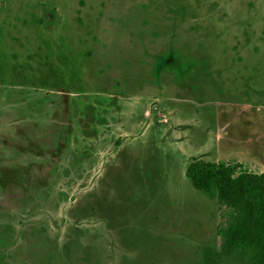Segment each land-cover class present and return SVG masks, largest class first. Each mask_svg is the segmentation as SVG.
I'll list each match as a JSON object with an SVG mask.
<instances>
[{
	"label": "rangeland",
	"instance_id": "374dc122",
	"mask_svg": "<svg viewBox=\"0 0 264 264\" xmlns=\"http://www.w3.org/2000/svg\"><path fill=\"white\" fill-rule=\"evenodd\" d=\"M63 96L106 122L54 152ZM260 150L264 0H0V264H197L222 214L186 166Z\"/></svg>",
	"mask_w": 264,
	"mask_h": 264
},
{
	"label": "trees",
	"instance_id": "16d2710c",
	"mask_svg": "<svg viewBox=\"0 0 264 264\" xmlns=\"http://www.w3.org/2000/svg\"><path fill=\"white\" fill-rule=\"evenodd\" d=\"M185 174L222 214L217 226L221 244L203 247L197 264H264V171L196 158Z\"/></svg>",
	"mask_w": 264,
	"mask_h": 264
},
{
	"label": "flooded vegetation",
	"instance_id": "af4514ba",
	"mask_svg": "<svg viewBox=\"0 0 264 264\" xmlns=\"http://www.w3.org/2000/svg\"><path fill=\"white\" fill-rule=\"evenodd\" d=\"M134 40L136 41V38H134ZM94 103L96 104L95 106H98L100 108V106H99L100 101H96ZM71 109H72V102H70L68 100V97L67 96H63V97H61L58 100V107H57V109L56 110H53V111H56V112L52 116V120L54 122H56L57 125H58V132H57L58 134L55 135L56 136V137H54V140L55 141L53 142V144L55 143V145H56V150L55 151L53 150L54 152H59L60 150L63 151L65 149V146H67V144L66 145H63V142L61 140L62 139V135L64 137V140L67 141V139H65V136L66 137L68 136V138H70V135L72 134L73 129L76 130V129L80 128L78 130L82 134H84L87 137H91L92 134L95 133V131L98 128V126H102L103 124H105L104 122H106L105 120L104 121H99V119L101 117L105 116V114H104L105 111L102 110V105H101V108H100V113H97V114H99V117L98 118L95 117L94 115H91V114H93V112H92L91 108L89 107V105H86V111H85V113L83 115L81 114L78 118L73 117L72 112H71ZM241 113H242V108L239 111L238 115H241ZM73 118L75 119L74 121L72 120ZM109 119L111 120L112 118H109ZM113 119H114V117H113ZM90 124L95 127L94 130H91L90 129V127H91V126H89ZM20 137H23V139L30 146V148L36 146L39 149H45L46 150L47 148H49L48 146L52 145V144L46 145V142L44 140H39V142L37 141L36 142L37 144H36V143H34L33 138H31V137H30V139H27L24 136H20ZM7 142L8 143L10 142L12 145L16 144V142L11 141V140L10 141L8 140ZM31 150L34 151V152H38L37 150H33L32 148H31ZM240 150L241 151L242 150H245L244 152L248 153V151H246L247 148H242ZM258 153H259V156L252 155L251 157L257 159L260 162L261 161L264 162V150L263 151L260 150V151H258ZM36 156L43 157V155H40V154H36ZM196 158H202V157H199L198 156V157L192 158V160H194ZM52 161H56V162L58 161L56 166H61L63 164V163H61V160H57L55 158H53ZM43 162L44 161H42L40 164H37L36 166L37 167L43 166ZM33 166L34 165H32V168H30L26 172L29 173V176L30 177L32 176V178H31L32 180H37L34 177L36 173H35V169L33 168ZM5 169H7V168H5ZM53 176L54 175H52V177ZM36 177H40V176L36 175ZM30 194L31 193H29V195ZM39 194H40V192H37L36 195H34L35 197L33 196L35 198V205L37 203L43 201L44 199L48 198L47 197V194H48L47 192H42L40 195Z\"/></svg>",
	"mask_w": 264,
	"mask_h": 264
}]
</instances>
